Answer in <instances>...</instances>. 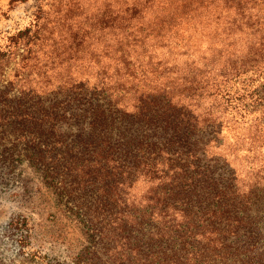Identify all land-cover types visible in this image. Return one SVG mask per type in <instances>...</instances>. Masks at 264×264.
<instances>
[{
    "label": "trees",
    "instance_id": "16d2710c",
    "mask_svg": "<svg viewBox=\"0 0 264 264\" xmlns=\"http://www.w3.org/2000/svg\"><path fill=\"white\" fill-rule=\"evenodd\" d=\"M49 1L16 35L34 85L0 88V177L29 162L71 204L74 264H264V169L223 153L228 124L264 153V0Z\"/></svg>",
    "mask_w": 264,
    "mask_h": 264
},
{
    "label": "rangeland",
    "instance_id": "374dc122",
    "mask_svg": "<svg viewBox=\"0 0 264 264\" xmlns=\"http://www.w3.org/2000/svg\"><path fill=\"white\" fill-rule=\"evenodd\" d=\"M40 5L42 13H38ZM64 13L65 7L58 1L0 0V88L11 83L17 88L34 85L33 79L15 77L25 54L23 46L15 44L16 35L38 19ZM231 127L228 124L223 132L227 145L223 153L243 175L250 172L253 183L257 174L263 176L259 171L264 169V153L233 152L235 130ZM237 131L243 132L241 128ZM12 167L0 177V264H74L87 245V232L79 216L46 182L42 170L26 161ZM242 180L247 187V180Z\"/></svg>",
    "mask_w": 264,
    "mask_h": 264
}]
</instances>
